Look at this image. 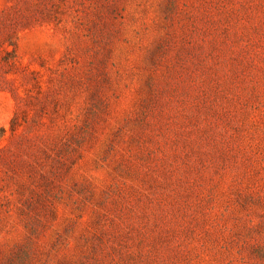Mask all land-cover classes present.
Instances as JSON below:
<instances>
[{"label": "rangeland", "instance_id": "374dc122", "mask_svg": "<svg viewBox=\"0 0 264 264\" xmlns=\"http://www.w3.org/2000/svg\"><path fill=\"white\" fill-rule=\"evenodd\" d=\"M0 264H264V0H0Z\"/></svg>", "mask_w": 264, "mask_h": 264}, {"label": "trees", "instance_id": "16d2710c", "mask_svg": "<svg viewBox=\"0 0 264 264\" xmlns=\"http://www.w3.org/2000/svg\"><path fill=\"white\" fill-rule=\"evenodd\" d=\"M8 42H9V46H11V47H13V48L15 47V43H12V41H8ZM7 55H8V56H11L12 53H8ZM4 61H5V62H8L7 59H4ZM11 124H12V128H14V122H13V121L11 122Z\"/></svg>", "mask_w": 264, "mask_h": 264}]
</instances>
